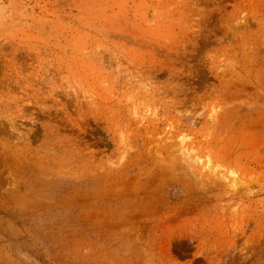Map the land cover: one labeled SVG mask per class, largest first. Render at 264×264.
I'll return each instance as SVG.
<instances>
[{
    "label": "rangeland",
    "instance_id": "1",
    "mask_svg": "<svg viewBox=\"0 0 264 264\" xmlns=\"http://www.w3.org/2000/svg\"><path fill=\"white\" fill-rule=\"evenodd\" d=\"M0 264H264V0H0Z\"/></svg>",
    "mask_w": 264,
    "mask_h": 264
}]
</instances>
